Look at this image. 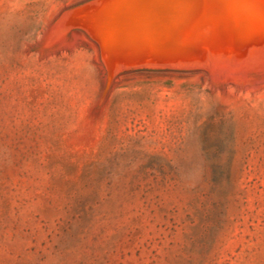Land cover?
Here are the masks:
<instances>
[{
  "label": "rangeland",
  "instance_id": "rangeland-1",
  "mask_svg": "<svg viewBox=\"0 0 264 264\" xmlns=\"http://www.w3.org/2000/svg\"><path fill=\"white\" fill-rule=\"evenodd\" d=\"M97 1L0 0V264H264V0Z\"/></svg>",
  "mask_w": 264,
  "mask_h": 264
},
{
  "label": "bare ground",
  "instance_id": "bare-ground-1",
  "mask_svg": "<svg viewBox=\"0 0 264 264\" xmlns=\"http://www.w3.org/2000/svg\"><path fill=\"white\" fill-rule=\"evenodd\" d=\"M102 1H103V0H99V1L95 2L94 4L97 5V3H100V2H102ZM140 1H141V0H140ZM155 1H156V0H155ZM168 1H169V0H168ZM174 1H175V0H174ZM180 1H182V0H180ZM221 1H222V0H221ZM243 1H244V0H243ZM247 1H248V0H247ZM256 1H257L258 3H257ZM105 2H106V1H105ZM105 2H104V3H105ZM110 2H111V1H110ZM128 2L130 3V1H128ZM131 2H132V0H131ZM147 2H148V4H150V3H152L153 1L150 2V3H149V1H147ZM157 2H158V1H157ZM164 2H165V1H164ZM184 2H185V1H184ZM219 2H220V1H219ZM245 2H246V1H245ZM249 2H250V1H249ZM251 2H252V0H251ZM253 2H254V0H253ZM260 2H261V1L255 0V2H254L255 5H252V6H253V7H256V3H257V4H260ZM116 3H117V1H116ZM123 3H124V5H126L125 2H123ZM123 3H121V5H122ZM165 3H168V4L170 3V4H171L172 2L169 1V2H165ZM263 3H264V2H263ZM263 3L261 2V4H263ZM100 4H101V3H100ZM108 4H110V3H108ZM111 4H112V3H111ZM118 4H119V2H118ZM132 4H134V3H132ZM141 4H142V3H141ZM141 4H140V5H141ZM154 4H155V2H154ZM154 4H152V5H154ZM168 4H167V5H168ZM210 4H216V3L213 2V0H200V4H199L197 7H198V9H199L201 6L203 7V8L201 9V13L204 14L203 17H204V16H205V17H209V16H212V15H215V14L217 15V14L219 13V12L216 13V12H214V11L209 10L210 8L207 9V11L205 10V12H204L203 10H204L205 8H208ZM245 4H246V3H245ZM248 4H249V3H248ZM250 4H252V3H250ZM250 4H249V9H250ZM91 5L93 6V4H91ZM91 5H90V6H91ZM102 5H103V4H102ZM102 5H101V6H102ZM104 5H106V4H104ZM104 5H103V6H104ZM121 5L119 4V6H121ZM140 5H139V6H140ZM156 5H157V4H156ZM164 5H166V4H164ZM217 5H218V4H217ZM90 6H89V7H90ZM99 6H100V5H99ZM99 6H98V7H99ZM103 6H102V8H104ZM126 6H128V5H126ZM130 6H131V5H130ZM133 6H134V5H133ZM135 6H137L136 3H135ZM158 6H159V5H158ZM168 6H169V5H168ZM168 6H167V8H168ZM172 6H173V5H172ZM225 6H226V5H225ZM227 6H228V5H227ZM229 6H230V7H229V10L231 11V15H230V16H232V18H236V16H235L236 13L234 12V10L237 8V4L231 0ZM247 6H248V5H247ZM257 6H258V5H257ZM261 6H263V5H261ZM261 6L259 5V7L256 8V9H259V8L261 9V8H262ZM239 7H240V6H239ZM263 7H264V6H263ZM86 8H88V7H86ZM86 8H85V9H86ZM91 8H92V7H91ZM108 8H110V7H108ZM112 8L115 9L116 7H115V8L112 7ZM143 8H145V7H143ZM153 8H154V6H153L151 9L154 10ZM160 8H161V7H160ZM247 8H248V7H247ZM89 9H90V8H89ZM92 9H93V8H92ZM97 9H100V7L97 8ZM97 9H95V11H96ZM155 9H156V8H155ZM169 9H170V7H169ZM172 9H173V8H172ZM260 9H259V10H260ZM263 9H264V8H263ZM108 10H109V9H108ZM123 10H124V9H123ZM170 10H171V9H170ZM180 10H181V9H180ZM215 10H216V9H215ZM251 10H254V9L251 8ZM98 11H99V10H98ZM98 11H97V12H98ZM101 11H103V9H102ZM105 11H106V8H105ZM105 11H104V12H105ZM110 11H111V10H110ZM118 11H119V10H118ZM125 11H126V10H125ZM154 11L158 13V8H157V10H154ZM163 11H164V10H163ZM165 11H166V10H165ZM218 11H219V10H218ZM249 11H250V10H249ZM256 11H257V10H256ZM260 11H261V10H260ZM86 12H87V11H86ZM91 12H92V10H91ZM171 12H172V11H171ZM183 12H184V11H183ZM250 12H251V11H250ZM254 12H255V11H254ZM94 13L96 14V12H94ZM106 13H107V12H105V15H107ZM108 13H109V12H108ZM172 13H173V12H172ZM257 13H258V11H257ZM262 13H264V10L262 11ZM81 14H82V13H81ZM91 14H92V13H91ZM99 14H100L99 16H101V13H100V12H99ZM102 14H104V13H102ZM127 14H128V13H127ZM127 14H126V16H127ZM142 14H143V13H142ZM253 14L255 15V13H253ZM258 14H259V13H258ZM88 15H89V14H88ZM96 15H97V14H96ZM105 15H104V16H105ZM236 15H237V14H236ZM242 15H243V14H242ZM250 15H251V14H250ZM83 16H84V15H83ZM85 16H86V15H85ZM89 16H90V15H89ZM97 16H98V15H97ZM97 16H94V17H97ZM126 16H125V17H126ZM251 16H253V15H251ZM260 16H261V15H260ZM66 17H67V16H66ZM66 17H65V18H66ZM125 17H124V18H125ZM228 17H229V16H228ZM254 17H255V16H253L252 18H254ZM92 18H93V16H92ZM226 18H227V17H226ZM246 18H247V17H246ZM70 19H71V18H70ZM202 19H203V18H202ZM202 19H201V20H202ZM227 19H228V18H227ZM236 19H237V21L234 22L233 27H232V28H233V31H234V33H235L236 36L239 35L240 32L243 30V28H244L245 26H247L248 24H249L250 26H251V25H252V26H257V25H259V24L261 23V22L259 21L260 23H259V24H256V20H257V19L255 20V22H250V23H246V21L243 22L244 20H243V21H242V20H239V17L236 18ZM241 19H242V18H241ZM101 20H102V19H101ZM106 20H107V19H106ZM116 20H117V19H116ZM247 20H249V19H247ZM84 21H85V20H84ZM97 21H98V20H97ZM104 21H105V20H104ZM90 22H91V21H90ZM218 22H219V21H218ZM257 22H258V20H257ZM100 23H101V22H100ZM63 24H64V23H63ZM104 24H105V23H104ZM104 24H103V25H104ZM263 24H264V23L262 22L261 25H263ZM70 25H71V24H70ZM80 25H81V23H80ZM249 25H248V26H249ZM91 26H92V25H91ZM95 26H96V25H95ZM67 27H68V26H67ZM89 27H90V26H89ZM86 28H87V26H86ZM90 28H91V27H90ZM92 28H93V27H92ZM228 28H229V27H228ZM259 28H260V27H259ZM94 29H95V28H94ZM247 29H248V28H247ZM261 29H262V28H261ZM229 30H230V29H229ZM229 30H228V31H229ZM248 30H249V29H248ZM262 30L264 31V29H262ZM118 31H119V30H118ZM257 31H258V30H257ZM257 31H256V32H257ZM94 32H95V31H94ZM246 32H248V31H246ZM104 33H105V32H104ZM104 33H103V34H104ZM106 33H107V32H106ZM51 34H52V32H51ZM248 34H249V32H248ZM252 34H253V32H252ZM100 35H101V34H100ZM113 35H115V34L113 33ZM118 35H119V34H118ZM258 35H259V34H258ZM50 36H51V35H50ZM52 36H53V35H52ZM226 36H227L228 41H229V40L231 41L230 34H229V33H226ZM233 36H234V35H233ZM241 36H242V35H241ZM241 36H240L239 39H241ZM238 37H239V36H237L236 39H237ZM261 38L264 39V37H262V34H261ZM261 38H258V39H261ZM105 39H106V38H105ZM236 39L234 38L233 41H235ZM129 41H131V40H129ZM239 41H240V42H239ZM239 41L236 40V41H235L236 43H235V42H234V43H235L236 45H239V43H241L242 45H244V44L241 42V40H239ZM132 42H134V41H132ZM132 42H131V43H132ZM238 42H239V43H238ZM243 42H244V41H243ZM241 44H240V45H241ZM250 44H251V43H250ZM254 44H256V45H257V44H260V41H257V43H254ZM135 45H136V44H135ZM180 45H181V44H180ZM184 45H185V44H184ZM208 45H209V44H208ZM208 45H207V43H206L205 46H207V48H208V47H209ZM240 45H239V46H240ZM248 45H249V43H248ZM251 45H252V44H251ZM181 46H183V45H181ZM242 47H243V46H242ZM211 48H212V47H211ZM244 48H245V47H244ZM133 49H135V48H133ZM144 49H145V48H144ZM126 50H127V49H126ZM136 50H137V49H136ZM209 50H210V48H209ZM211 50H212V49H211ZM217 50H218V49H217ZM118 51H119V50H118ZM127 51H128V50H127ZM129 51H133V52H134V50H129ZM147 51H148V50H147ZM147 51H146V52H147ZM238 51H239V49H238ZM248 51H249V50H248ZM255 51H258V49H256ZM255 51H254V53H256ZM144 52H145V51H144ZM148 52H149V51H148ZM148 52H147V53H148ZM245 52H246V51H245ZM251 52H252V51H250L249 53L251 54ZM117 53H118V52H117ZM122 53L125 54V52H122ZM129 53H130V52H129ZM131 53H132V52H131ZM214 53H215V52H214ZM252 53H253V52H252ZM260 53H261V55H262V52H261V51H260ZM260 53H259V54L257 53L256 56H259ZM119 54H120V53H119ZM149 54H150V53H149ZM210 54H211V53H210ZM250 54H248V59H250V60L252 61V59H253L254 57H251V56H253V54H252V55H250ZM113 55H114V54H113ZM220 55H221V54H220ZM246 55H247V54H246ZM249 55H250V56H249ZM261 55H260V56H261ZM263 55H264V54H263ZM125 56H126V55H125ZM134 56H136V55H134ZM139 56H140V55H139ZM153 56H154V55H153ZM154 57H155V56H154ZM218 57H219V56H218ZM220 57H221V56H220ZM250 57H251L252 59H251ZM257 58H258V57H257ZM258 59H259V58H258ZM261 59H263V61H264V58H263L262 56H261ZM125 60H126V58H125ZM212 60H213V59H212ZM215 60H216V58H215ZM257 63H260V62H257ZM246 64H247V63H246ZM226 67H227V66H226ZM237 71H238V70H237ZM213 80H214V79H213ZM241 82H243V81H241Z\"/></svg>",
  "mask_w": 264,
  "mask_h": 264
},
{
  "label": "water",
  "instance_id": "water-1",
  "mask_svg": "<svg viewBox=\"0 0 264 264\" xmlns=\"http://www.w3.org/2000/svg\"><path fill=\"white\" fill-rule=\"evenodd\" d=\"M92 4H94V3H92ZM91 5V4H90Z\"/></svg>",
  "mask_w": 264,
  "mask_h": 264
}]
</instances>
